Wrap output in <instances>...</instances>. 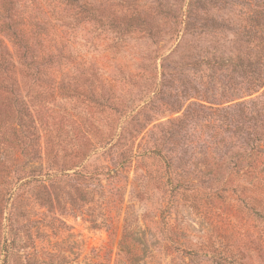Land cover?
Instances as JSON below:
<instances>
[{"label":"rangeland","instance_id":"rangeland-1","mask_svg":"<svg viewBox=\"0 0 264 264\" xmlns=\"http://www.w3.org/2000/svg\"><path fill=\"white\" fill-rule=\"evenodd\" d=\"M130 1L0 34V264H264V0Z\"/></svg>","mask_w":264,"mask_h":264},{"label":"trees","instance_id":"trees-1","mask_svg":"<svg viewBox=\"0 0 264 264\" xmlns=\"http://www.w3.org/2000/svg\"><path fill=\"white\" fill-rule=\"evenodd\" d=\"M55 1L0 0V34L9 38L12 50L16 52L15 57L20 64L39 67L40 63H44L45 60L37 58L32 51L34 45L40 46L41 51L47 57H53L52 53L47 51L49 44L54 41V37L50 34L53 24H50L51 22L46 18L50 17L54 20L57 14L69 10L76 18L59 17L58 20H66L67 23L73 24L77 20L97 22L119 33L128 30L131 26L144 28L147 33L151 32V23L133 6L130 0H57L64 4L62 9ZM184 17L185 19L180 20L182 24H186L187 15ZM32 19H38L40 22H34ZM4 53L9 57L11 55L9 50ZM9 64V59L3 57V53L0 52V69L10 70ZM221 259L227 261L226 258ZM228 261L231 264H243L236 262L232 257Z\"/></svg>","mask_w":264,"mask_h":264}]
</instances>
